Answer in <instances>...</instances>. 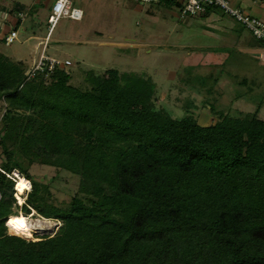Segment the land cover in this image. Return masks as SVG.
I'll use <instances>...</instances> for the list:
<instances>
[{
    "label": "trees",
    "instance_id": "trees-1",
    "mask_svg": "<svg viewBox=\"0 0 264 264\" xmlns=\"http://www.w3.org/2000/svg\"><path fill=\"white\" fill-rule=\"evenodd\" d=\"M11 8L3 20L15 17V28L38 14ZM25 70L0 52V168L31 183L19 208L15 181L0 172V264H264L260 108L211 106L204 126L185 94L160 103L146 74L108 70L82 91L66 68L29 80ZM36 166L80 178L67 206L52 180L30 174ZM31 211L62 226L36 241L10 233V217Z\"/></svg>",
    "mask_w": 264,
    "mask_h": 264
},
{
    "label": "rangeland",
    "instance_id": "rangeland-1",
    "mask_svg": "<svg viewBox=\"0 0 264 264\" xmlns=\"http://www.w3.org/2000/svg\"><path fill=\"white\" fill-rule=\"evenodd\" d=\"M55 1L0 0V23L4 26L0 29V52L14 62H24L26 75L44 54L48 17ZM16 3L34 6L38 14L26 17L19 25L17 39L6 45L3 39L14 29L15 23L12 18L4 21L3 15ZM72 3L73 7L83 10V20L60 19L46 50V56L72 63L67 67L72 86L86 91L93 77H102L108 70L135 72L154 80L160 103L168 104L170 92L174 100L185 94L182 97H188L197 106L190 108V112H194L201 125L213 123L211 106L232 115H236L238 109L251 113L260 108L259 116L264 119L263 61L249 57L244 46L230 49L217 41L208 42L192 17L181 16L182 8L176 1L158 0L147 5L137 0H72ZM41 10H45V14L39 15ZM214 10L223 13L220 9ZM253 48L251 45L248 51L253 52ZM183 79L189 84H182ZM180 88L183 94L178 92ZM4 105V100L0 99V120ZM171 108L176 117L185 114L181 108ZM29 172L54 182L52 194L56 204L61 206L70 203L80 183L79 177L68 172L58 173L55 168L36 166ZM27 193L17 196L19 208ZM26 217L34 227L32 238L11 229L9 232L36 241V237L55 235L62 226L61 222L44 218L35 211Z\"/></svg>",
    "mask_w": 264,
    "mask_h": 264
},
{
    "label": "built area",
    "instance_id": "built-area-1",
    "mask_svg": "<svg viewBox=\"0 0 264 264\" xmlns=\"http://www.w3.org/2000/svg\"><path fill=\"white\" fill-rule=\"evenodd\" d=\"M156 0H137L141 5H147L154 3ZM216 8L220 9L225 15L229 16L235 22L245 27L248 31L251 32L252 36L259 41H264V22L257 19L254 16L248 15L241 11L238 8H235L231 5L228 0H184L183 7L181 9V16L186 18L188 16L194 17L206 13L209 9ZM21 17L22 14L20 15ZM4 18L7 17L6 14L3 15ZM63 17H68L75 21H81L84 18V12L80 8L73 7L72 0H56L54 5L51 8L50 15L48 17L49 32L47 34L45 43H44V54L41 55L40 60L37 62V65L30 71L27 72V79L33 78L38 72L48 71L51 73L57 67L66 68L70 67L72 63L70 61H60L56 58L46 56V49L48 46V41L50 36L55 29L56 25ZM18 28L13 29L10 34L5 38L6 44L11 45L17 39ZM0 172L6 174V176L15 181V189L17 193V186L20 180H26L20 174L18 170H14L12 173L8 174L0 168ZM27 181V180H26ZM30 185L29 181H27ZM27 189V191H29ZM18 196V194H17Z\"/></svg>",
    "mask_w": 264,
    "mask_h": 264
},
{
    "label": "crops",
    "instance_id": "crops-1",
    "mask_svg": "<svg viewBox=\"0 0 264 264\" xmlns=\"http://www.w3.org/2000/svg\"><path fill=\"white\" fill-rule=\"evenodd\" d=\"M228 1L233 7L238 8L244 13L254 16L264 22V0ZM179 2H181L183 5L184 0H179ZM45 12V10H41L39 15H43L45 14ZM9 18L11 19L12 17ZM192 19H194L195 24L199 25V27L202 29V35H205V37H207L208 42L217 41L221 43L224 47L230 49L239 46H244L245 49L243 50L246 51L247 55H249V57L251 56V58H254L255 56V60H262L263 63L261 66H264V47L262 46L264 43L259 42L256 38L252 36V34L248 30L246 31V28H244L243 26H239V24H237V22H235V20H233L229 16L217 10L211 9L208 13L194 16L192 17ZM12 20H14L15 23V18H12ZM0 26L4 27L3 25H1V23ZM23 30L24 29L22 28L21 32ZM251 45H253V49L255 50L250 53V51L248 50H250ZM200 49L202 48L200 47Z\"/></svg>",
    "mask_w": 264,
    "mask_h": 264
},
{
    "label": "bare ground",
    "instance_id": "bare-ground-1",
    "mask_svg": "<svg viewBox=\"0 0 264 264\" xmlns=\"http://www.w3.org/2000/svg\"><path fill=\"white\" fill-rule=\"evenodd\" d=\"M28 187V182L22 179L19 181L17 190L19 191V194H22L28 189ZM30 222L31 221H29L25 215L20 214L18 216H12L11 219L8 220L7 225L12 231H15L16 234L32 238V232L34 227L31 225L32 223L30 224Z\"/></svg>",
    "mask_w": 264,
    "mask_h": 264
},
{
    "label": "clouds",
    "instance_id": "clouds-1",
    "mask_svg": "<svg viewBox=\"0 0 264 264\" xmlns=\"http://www.w3.org/2000/svg\"><path fill=\"white\" fill-rule=\"evenodd\" d=\"M23 178H24V177H23ZM25 179H26V178H25ZM26 180H27V179H26ZM27 181H28V180H27ZM29 182H30V181H29ZM30 184H31V183H30ZM30 190H31V189H30ZM30 190H29V191H30ZM26 191H27V190H26ZM26 191H25V192H26ZM25 192H24L23 194H25ZM17 194L19 195V193H17ZM23 194H21V195H23Z\"/></svg>",
    "mask_w": 264,
    "mask_h": 264
}]
</instances>
